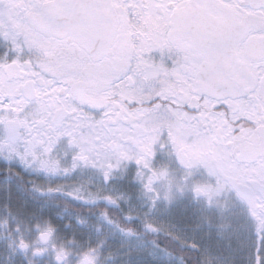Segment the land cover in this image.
Segmentation results:
<instances>
[{"label": "snow or ice", "instance_id": "6c2138e0", "mask_svg": "<svg viewBox=\"0 0 264 264\" xmlns=\"http://www.w3.org/2000/svg\"><path fill=\"white\" fill-rule=\"evenodd\" d=\"M0 264H264V0H0Z\"/></svg>", "mask_w": 264, "mask_h": 264}]
</instances>
